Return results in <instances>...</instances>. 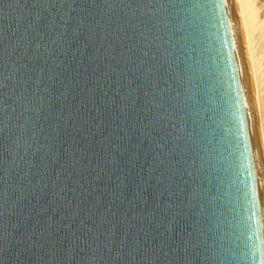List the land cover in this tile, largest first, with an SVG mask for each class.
<instances>
[{
	"label": "water",
	"instance_id": "obj_1",
	"mask_svg": "<svg viewBox=\"0 0 264 264\" xmlns=\"http://www.w3.org/2000/svg\"><path fill=\"white\" fill-rule=\"evenodd\" d=\"M0 264H264L229 0H0Z\"/></svg>",
	"mask_w": 264,
	"mask_h": 264
},
{
	"label": "bare ground",
	"instance_id": "obj_2",
	"mask_svg": "<svg viewBox=\"0 0 264 264\" xmlns=\"http://www.w3.org/2000/svg\"><path fill=\"white\" fill-rule=\"evenodd\" d=\"M229 2H230L233 17H234L237 33L239 36L242 52L244 55L246 67L248 70L250 82H251L255 121H256L257 119L256 117L258 116L257 115L258 114L257 104H258V99H259V90H258V83H257V77H256L257 76V64H256L257 62L254 58L253 41H252V33L255 29L254 27L255 18L253 14L254 7L250 3L251 0H229ZM256 129H257V126H256ZM257 137H258L262 183H263V192H264V134H262L261 137L259 136Z\"/></svg>",
	"mask_w": 264,
	"mask_h": 264
},
{
	"label": "rangeland",
	"instance_id": "obj_3",
	"mask_svg": "<svg viewBox=\"0 0 264 264\" xmlns=\"http://www.w3.org/2000/svg\"><path fill=\"white\" fill-rule=\"evenodd\" d=\"M250 3L254 7L253 14L255 18V29L252 33V41L254 58L257 62L256 77L259 90V99L257 104L258 116L256 117V126L258 129L257 136L261 137V135L264 134V0H251Z\"/></svg>",
	"mask_w": 264,
	"mask_h": 264
}]
</instances>
